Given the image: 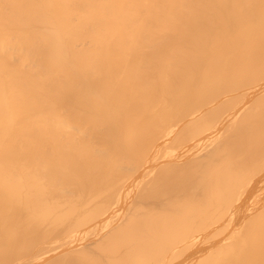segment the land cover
Returning a JSON list of instances; mask_svg holds the SVG:
<instances>
[{
  "label": "bare ground",
  "instance_id": "6f19581e",
  "mask_svg": "<svg viewBox=\"0 0 264 264\" xmlns=\"http://www.w3.org/2000/svg\"><path fill=\"white\" fill-rule=\"evenodd\" d=\"M0 264H264V0H0Z\"/></svg>",
  "mask_w": 264,
  "mask_h": 264
},
{
  "label": "rangeland",
  "instance_id": "374dc122",
  "mask_svg": "<svg viewBox=\"0 0 264 264\" xmlns=\"http://www.w3.org/2000/svg\"><path fill=\"white\" fill-rule=\"evenodd\" d=\"M85 244V243H84ZM83 245V244H82ZM86 245V244H85Z\"/></svg>",
  "mask_w": 264,
  "mask_h": 264
}]
</instances>
